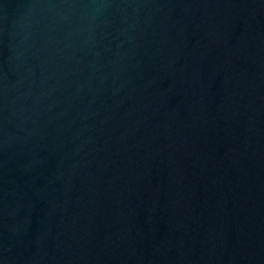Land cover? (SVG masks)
Listing matches in <instances>:
<instances>
[{
    "label": "water",
    "instance_id": "water-1",
    "mask_svg": "<svg viewBox=\"0 0 264 264\" xmlns=\"http://www.w3.org/2000/svg\"><path fill=\"white\" fill-rule=\"evenodd\" d=\"M0 264H264V0H0Z\"/></svg>",
    "mask_w": 264,
    "mask_h": 264
}]
</instances>
